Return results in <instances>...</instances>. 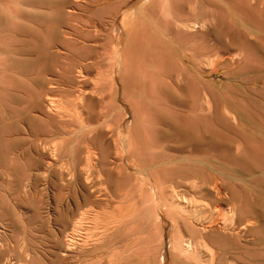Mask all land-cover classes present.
<instances>
[{
  "label": "rangeland",
  "instance_id": "obj_1",
  "mask_svg": "<svg viewBox=\"0 0 264 264\" xmlns=\"http://www.w3.org/2000/svg\"><path fill=\"white\" fill-rule=\"evenodd\" d=\"M186 1L196 5L197 15L208 22L209 33H198L191 47L204 85L202 89L213 85L215 90L214 94L208 92L210 109L203 99L197 103L190 97L181 101L157 97L158 86L168 94L178 95L175 91H178L180 69L174 58L168 57L167 50L164 52L165 46L153 47L156 38L133 37L128 53L123 52L119 57L110 52L108 32H101L95 41L94 30H103L87 22L90 13L74 25L63 24L62 30L71 31L67 35L71 40L63 34L58 39L42 30L44 25L52 24L42 17L52 6L50 0H0L1 264L74 262V253L66 260L64 255L66 251L77 250L68 245L78 217L76 203L82 204L81 209L93 208L90 214L93 216L89 215L93 222L90 221L86 230L92 233L90 241L93 244L104 241L102 248L86 258L96 255L93 258L99 257L101 264H116V260L119 263L126 259V264H176L168 241L171 231L167 222L170 221L166 215L158 217L155 188L152 187L151 196L146 190L139 196V186L133 184L137 167L143 170L153 164L157 169H171L176 173L214 165L230 174L236 185L234 198L246 202L241 204L242 216L254 220L249 231L239 229L241 224L238 229L245 232L246 238L262 239L256 246L262 244L259 247L264 256V0ZM38 3L42 8L37 7ZM109 27V23L104 26L108 31ZM181 37L190 39L186 35ZM214 40L220 43L215 52L210 46ZM234 53L241 56L231 63L228 59ZM87 62L91 63L88 68ZM191 70L195 71L192 67ZM166 72L169 77L161 81L159 77L162 79ZM185 78L188 80L183 82L184 89L191 91L190 74H185ZM51 104L58 108L52 109ZM68 117L71 119L66 120ZM94 125L104 130L108 138H116L119 148L113 144L102 155L99 146L87 139ZM186 134L192 138L190 148L200 142L196 148L201 153L187 155L190 159L168 149L180 143ZM137 147L142 148L140 155L145 157L138 161L147 162L141 166L133 158L136 157L133 148ZM90 151L93 159H85ZM154 155L157 157L150 161ZM102 156L106 162L105 174H99ZM153 171L150 170L152 175ZM151 197L155 202H148ZM221 209L210 211L219 217L227 212ZM94 215L101 217L103 223L98 216L93 219ZM104 219L108 226L102 225ZM95 222L101 225L96 226ZM110 233L114 239H107Z\"/></svg>",
  "mask_w": 264,
  "mask_h": 264
},
{
  "label": "bare ground",
  "instance_id": "obj_2",
  "mask_svg": "<svg viewBox=\"0 0 264 264\" xmlns=\"http://www.w3.org/2000/svg\"><path fill=\"white\" fill-rule=\"evenodd\" d=\"M50 1L52 2V6L47 10L48 12H46L45 14L44 13L42 14V17L44 16L43 18H45V20L47 22L49 21L52 23L51 25H44V27L42 28V30L44 29V32L46 34H48V35L51 34L53 37L57 36L58 39H60L59 36L62 34H63V36H67V35L69 36L71 31L66 30V29L62 30L63 24L74 25L75 21H78L80 18H84L85 14L90 13L89 16L86 17L87 22H91L94 27H96V28L101 27L103 30V31H100L99 29L96 31L94 30V33L92 36L94 37L95 41L101 35V32H104L105 34H106V32H108L107 35L111 41V48H110V46H108V48H110V52H112L115 55L117 54L119 57L123 55V52L125 55L128 53V50H130V48H131V39L133 37L144 36V37L149 38V39L150 38H156L157 41L154 43L153 47L155 46V48H156V46H158L157 48L159 49L160 47L165 46L164 52L167 50L166 53H167L168 57H170L172 60L174 58L175 62L178 63V66L180 69V71L178 73L181 76V77L179 75L177 76V82H179V83H178V85H176L178 87V89H177L178 91H175V92H178V95H177V93H176V95L171 94V93L168 94L166 91H163V88H161V86H158L157 90H159L160 93L157 97H159V98L162 97L165 99L166 98H168V99L173 98V99H177L179 101H181L183 99H187L190 97V98H194L195 102H197V101L202 102L201 100L203 99V100L207 101L206 102V104H207L206 108L210 109L209 93L208 92L212 91V94H214L215 90L213 88V85L207 90L202 89L204 85L202 84V81L200 79L201 74L199 75L200 71L198 69L197 61L195 58L196 55L194 54L193 49L191 47L193 44L194 38L196 37V35L198 36V33L205 34V35L209 33L208 22L206 21V19L205 20L200 19V17L197 15L198 9H196V5H193L192 3H190L189 1H186V0H50ZM225 3L226 2L224 1V4ZM39 4L40 3H38L37 7L42 8V6ZM228 6H230V5H228ZM202 11H201V14H202ZM193 16H195L197 18H194ZM108 23L110 25L109 31L107 30V28H104V26H106ZM76 24H78V23H76ZM66 25H65V27H67ZM245 27H246V25H245ZM246 28H248V27H246ZM78 29H80V28H78ZM86 31H88V29ZM215 31H217V30H215ZM213 32H214V30H213ZM184 34L187 37L189 36L190 39L185 40L184 38H182L181 36H185ZM68 36L66 37V39L68 38L71 40V36L70 37H68ZM216 36H217V33H216ZM229 36H231V34ZM248 36L249 35H247V37ZM56 39L57 38H55V41H56ZM122 40H123V42H121ZM42 41H43V39H42ZM226 42H228V41H226ZM58 43H60V42H58ZM148 46H150L149 43H148ZM210 46L213 47V52H215V50L218 51L217 48L220 46V43L215 42V40H214V41H212V44H210ZM41 48H42V46H41ZM41 51H42V54H45V52L43 53V50H41ZM240 56H241V54L239 55V54L234 53L231 57H229L228 60H230L232 63V62L236 61L237 59H239ZM220 57H222V56H220ZM90 65H91V63L87 62L85 64V67L88 68ZM191 67L194 68L195 71L191 70ZM79 72H81V70ZM185 74H190V76H191L190 80L193 81V89L191 91L184 89L185 85L183 82L185 80L186 81L188 80V78H185ZM168 77L169 76H167V72H166V74L163 73L162 79H161V77H159V78L161 81H163L164 79H167ZM69 82H72L71 77H70ZM162 86L164 87V85H162ZM47 87H49V86H47ZM52 88H54V85L52 86ZM49 97H50V95H49ZM54 100H52V101H54ZM52 101H50V102L53 103ZM49 106L54 110H55V108L56 109L58 108L57 105L55 107V105H53V104H51ZM74 107H75V105L73 106V108ZM203 108H204V106H203ZM61 109H63V108H61ZM75 109H76V107H75ZM102 115H104V114H102ZM68 119H71V118L68 117L66 120H68ZM171 125H173V124H171ZM64 127L68 128L67 126H64ZM74 129H76V128H74ZM54 131L55 130H53V132ZM73 131H75V130H73ZM91 131H92V135L88 136L87 139H88V141H90V143H94V144H97L99 146L100 153L102 155L104 154V150L106 148H110L113 144H114L113 146H115L116 148H119L118 144H117L118 143L117 139L114 137L112 139L108 138L106 136L107 134H105L104 130L96 129V125H94V127H92ZM180 131H182V130H180ZM55 132H57V131H55ZM188 134H190V133H188ZM188 134H186V136L183 137L182 140H180L181 141L180 143L172 146L171 148H168L169 150L171 149L174 152H177L180 154L181 153L185 154L186 159H190L189 157L188 158L186 157L187 155L194 156L197 152L199 154L201 153V151H199V150L197 151V148H198L197 145L200 146V144H199L200 142H197L194 146H192V148H190L189 140L192 138H189L187 136ZM183 135H185V134H183ZM44 137H46V136H44ZM62 137H64V136H62ZM179 137H177V138H179ZM121 139H123V138H121ZM171 139H173V138H171ZM164 141H166V140H164ZM209 142H211V141H209ZM125 143H126V141H125ZM85 146H87V145L85 144ZM196 146H197V148H196ZM87 148H88V146H87ZM124 151H125V149H124ZM133 151H134V153H136V155H135L136 157H133V158L140 166L147 163V162L145 163V162H139L138 161V160H144V158H145V157H142L140 155L142 153V148H140V147L133 148ZM217 151H219V150H217ZM203 155H205V154L203 153ZM140 156H141V159H139ZM93 157H94L93 152L90 151L85 156V159L92 160ZM156 157L157 156L154 155L153 157H150L149 159H150V161H153V158H156ZM226 157H227V155H226ZM244 158H241V159H244ZM126 159H128V155H126ZM222 159H224V158H222ZM222 159H221V161H223ZM230 160H233V157ZM215 161L217 162V164H219V162H220V161L218 162L216 159H215ZM100 162H101V167H100L101 173H99V174H102V173L105 174V172H107V169H105L106 162L103 160V156H102V159ZM225 162H227V161H225ZM127 165H128V163H127ZM130 165L133 166L134 164L131 163ZM226 165H224V166H226ZM213 166L209 165L208 168H206V169L204 167L203 168L201 167V168H199V170H196V171L192 170V169H186V170L183 169L179 173H176V172L172 171L171 169H166V170L165 169H157V168H155L154 164L151 166L149 165V167H146L143 170H141L142 169L141 167L140 168L137 167L138 170L135 173L136 175L133 176V177H135V182L133 184H134V186H139V196L142 195L143 190H146L147 193L151 196L152 195V187L155 188L156 195H157L156 201L158 202V205H156V206L157 207L159 206L158 208L160 209L158 217L162 218L164 215H166L170 221V222H167V220L165 221V219H164L165 223L167 222L170 224V230L169 231H171V234H170L171 238H168V236L166 238H168V241L171 245L170 253L172 254V257L175 260L176 264H264V256L261 253L262 252L261 248L259 247L262 244L256 246V244L261 242L262 239L259 237H253V236H252L253 238H249V237L246 238L245 237L246 235L244 234L245 232L241 233L242 231L239 230L242 228V230L245 229L244 231H246V230L249 231V228L252 227V225L250 226V223H252L251 221H254V220L250 221L249 220L250 217L247 218L246 216H242V214H241L242 212L240 211V209H242V207H243V206H241V204L243 203L242 205H246V202L245 201L241 202V200L237 201L234 198L233 188L236 187V185H234V183H233L232 176L230 174L225 173L224 170L221 171L217 167H215V166L213 167ZM231 169H233V168H231ZM150 170L151 171L154 170L153 175L150 173ZM71 171L72 170H70V173H71ZM161 172H165L167 175H163V174H161ZM108 179H110V178H108ZM100 182H102V181H100ZM242 182H243V180H242ZM109 194H110V192H109ZM82 196H83V194H82ZM99 197H101V196H99ZM198 197L203 198L202 199L203 201L200 202ZM76 198H78V197H76ZM90 199H92V198H90ZM145 199H146V197H145ZM249 199H250V197H249ZM148 200H150V201H148L150 203H153V201H154L153 197H151V199L148 198ZM86 201H87V199H86ZM251 201H252V199H251ZM72 202H73V200H72ZM75 202H77V201H75ZM145 202L142 204L144 205ZM148 202H146V203H148ZM129 203H131V201ZM93 204H94V202H93ZM118 204H119V202H118ZM210 207H212L213 210H215V211L219 210V208H222L223 210L224 209L227 210V212L225 210L223 211L221 209V211L226 212V213L225 214L223 213L224 215L221 214L222 217L221 216L216 217V215H215L216 212L213 213V210L210 211L212 209V208L210 209ZM75 208H76V213L78 214V217L74 221L72 233L69 234L70 243L68 245H71L70 248L74 247V249H77V250H75L74 252H72V251L67 252L66 251V253L64 255V259L65 260L68 259L67 257H69V256L71 257V255L74 253L76 259L71 264H101L102 260L98 259L99 257L97 259H95L96 255L93 256L95 258H93V257L86 258V256H91L92 252L94 254L95 253L94 250H99L100 248H102V244L104 242V241H102V242L99 241V243L93 244V241H90V239H92V238H90L92 233L90 234V232L88 233L86 231V230H88L89 225L91 224L90 221L93 222L92 220H90L91 219L90 216H93V215H90L91 210L93 208L89 209V208H91V207H89L88 209H81L82 208L81 203H76ZM116 208L120 209V206H116ZM153 211H154V209H153ZM221 211H220V213H221ZM150 212L152 213V211H150ZM98 213H100V212H98ZM220 213H218V215ZM147 215H148V213H147ZM95 216L96 215H94L93 219H95ZM101 216H102V214H101ZM118 216H120V213L118 214ZM118 216H116V217H118ZM116 217H114V219ZM150 217H152V216H150ZM257 217H256V219H257ZM100 218L98 216L97 219H99V221H100ZM123 218H121V219H123ZM105 219H104V222H105ZM254 219H255V217H254ZM107 220H108V218H107ZM116 220H117V218H116ZM136 220H138V219H136ZM136 220L134 222H136ZM102 221L103 220H101L100 222H102ZM127 221H129V220H127ZM142 222H143V220H142ZM116 223L117 222H115V224ZM121 223H122V221H121ZM95 224H96V226L101 225V224H97L96 222H95ZM95 224H94V226H95ZM105 224H106V222L102 225L104 226ZM109 224H112V223H109ZM164 224H162V225H164ZM169 224H167V225L169 226ZM240 224L242 227H240L238 229V226H240ZM255 224L256 223H254V225ZM92 225H93V223H92ZM140 228H141V226H140ZM166 228H167V230L169 229V227H166ZM95 229H97V228L95 227ZM101 231L106 232V230H101ZM101 231H96V232L100 233ZM69 232H71V231H69ZM86 232H87V235H86ZM93 232H95V230H93ZM250 232H252V231H250ZM247 233H249V232H247ZM95 234H98V233H95ZM100 234H99V236H100ZM152 234H154V233H152ZM251 234H247V235L251 236ZM105 235H103V236L105 237ZM138 235H139V233H138ZM107 236H108L107 239H112V238L114 239L115 238L112 233H110L109 235L107 234ZM78 237H82V238H78ZM94 237L96 238V236H94ZM104 237H102V238H104ZM127 237H129V236H127ZM98 238H100V237H98ZM136 238H138V237H136ZM125 239H123V240H125ZM97 240H99V239L96 238V241ZM100 240H101V238H100ZM159 240H162V239L159 238ZM130 242H131V240H130ZM150 244H151V242H150ZM108 246H110V245H108ZM122 246H120V247L122 248ZM160 247H161V245H160ZM151 248H153V247H151ZM8 251H10V250H8ZM0 252H1V250H0ZM6 252L7 251L5 250V253H4L5 255H6ZM116 254L118 255L117 252H116ZM258 256H260V257H258ZM118 257L120 260V254L118 255ZM128 257H129V255H128ZM9 258H11V257H9ZM131 258H135V256L131 257ZM114 259H112V260H114ZM65 260H64V262H65ZM125 261L126 262L119 261V263H118L116 260V264H124V263L126 264L128 259H126ZM8 262H11V261H8ZM60 262H62V260H60ZM60 262H59V264H62Z\"/></svg>",
  "mask_w": 264,
  "mask_h": 264
}]
</instances>
